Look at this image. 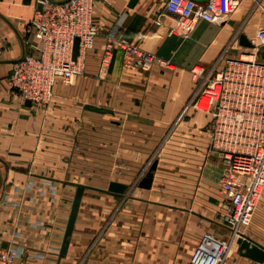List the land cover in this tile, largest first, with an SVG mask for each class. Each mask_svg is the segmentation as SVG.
Segmentation results:
<instances>
[{
    "label": "crops",
    "instance_id": "0c3cea01",
    "mask_svg": "<svg viewBox=\"0 0 264 264\" xmlns=\"http://www.w3.org/2000/svg\"><path fill=\"white\" fill-rule=\"evenodd\" d=\"M39 1L0 0V15L7 20L0 18V199L7 192L20 201L14 187L51 181L55 202L0 207V249H29L14 264H188L203 235L224 237L225 208L222 169L208 152L210 118L190 108L181 117L195 92L191 69L209 68L221 56L230 60L242 50L239 35L253 39L264 15L250 14L252 1L243 0L226 22L200 20L181 38L169 35L174 17L160 0H138L133 8L130 0H93L99 34L81 57L83 75L70 85L55 81L52 99L42 109L27 106L8 82L12 61L30 54L35 44L26 31ZM121 43L169 61L173 71L124 70ZM108 44L110 60L115 51L110 73L100 69ZM155 153L172 156L157 160L151 188L140 189ZM111 182L128 191L123 197L103 193ZM75 185L88 189L66 255L59 259ZM263 191L244 230L262 247ZM36 221L45 230L29 226ZM238 247L232 246L224 264H255ZM52 250L58 255L36 260Z\"/></svg>",
    "mask_w": 264,
    "mask_h": 264
},
{
    "label": "built area",
    "instance_id": "2783aa9c",
    "mask_svg": "<svg viewBox=\"0 0 264 264\" xmlns=\"http://www.w3.org/2000/svg\"><path fill=\"white\" fill-rule=\"evenodd\" d=\"M242 1L160 0L174 17L169 35L181 38H186L200 20L211 24L226 22ZM251 1L250 14L259 11L264 15V0ZM38 4L41 10L35 11L26 31L35 44L31 45L30 54H24L14 64L8 82L23 101L43 109L52 99L55 81L70 85L83 75L81 57L92 48L99 31L92 19L93 0L61 3L41 0ZM75 39L79 41L78 56L73 61ZM249 42L252 48H242L246 52L238 58L227 60L222 56L220 61L226 62L222 68H217L219 61L209 68L191 69L196 90L181 117L190 108L210 118L208 152L222 169L219 191L225 208L220 215L224 237L203 235L188 264H224L232 246L244 237L264 190V62L258 61L260 51L264 53V25L256 29ZM119 47L123 53L122 68L126 71L150 73L156 66L173 71L169 61L126 43ZM111 50L108 44L101 70L108 68ZM12 192L21 195V200H12L6 192L0 199V207L19 210L23 203L33 204L39 199L54 204L56 188L51 181L38 184L28 181L14 187ZM29 226L45 230L39 221ZM13 236L19 234L15 232ZM28 253L29 249L21 246L0 249V264H14ZM46 254L57 256L58 251L37 254L36 260L42 262Z\"/></svg>",
    "mask_w": 264,
    "mask_h": 264
},
{
    "label": "water",
    "instance_id": "95a60500",
    "mask_svg": "<svg viewBox=\"0 0 264 264\" xmlns=\"http://www.w3.org/2000/svg\"><path fill=\"white\" fill-rule=\"evenodd\" d=\"M53 3H61V2H55L53 0H49ZM138 0H130L128 8H133L134 5L137 3ZM197 1V0H195ZM37 10H41V5H38ZM0 18L3 19L4 21H7L4 19L1 15ZM78 44L79 41L78 39L74 40L73 43V48H72V60L75 61L77 56H78ZM238 44L242 48H252L251 43L249 40L244 36V35H239L238 37ZM24 56V55H23ZM18 60L12 61L13 63H18L22 57ZM114 58H115V51L113 52V55L111 57L108 70L107 72L110 73L113 67L114 63ZM1 63V61H0ZM26 105L29 106L30 103L29 101H26ZM95 112L102 113L100 109H91ZM157 167V160H154L152 164L150 165L148 171L145 173L144 177L138 182L137 187L140 189L148 190L151 188L152 181H153V175ZM0 186H1V176H0ZM75 194L73 198V202L71 205L68 221L66 224L65 232H64V237H63V242L59 251V259L63 258L66 255L68 244H69V238L71 237L73 226L76 220V215H77V210L80 205V201L82 198V195L88 187L82 186V185H75ZM128 191V187L126 185L116 183V182H111L109 183L107 189L105 191H102L103 193H106L108 195L114 196V197H123L125 193ZM236 244L239 245L238 247V253L247 259H250L253 261L255 264H264V247L256 244L252 240H250L247 237H241V239H238L236 241Z\"/></svg>",
    "mask_w": 264,
    "mask_h": 264
},
{
    "label": "rangeland",
    "instance_id": "374dc122",
    "mask_svg": "<svg viewBox=\"0 0 264 264\" xmlns=\"http://www.w3.org/2000/svg\"><path fill=\"white\" fill-rule=\"evenodd\" d=\"M41 1V0H40ZM246 52V50L245 49H242V50H240L239 52H236L235 54H231L229 57H228V59H236V58H238L241 54H243V53H245ZM238 53H240V54H238ZM222 58V56L221 57H219L216 61H215V63L214 64H217V62H219L220 61V59ZM258 61L260 62V63H262V62H264V53H262L261 51H260V53L258 54ZM213 64V65H214ZM212 65V66H213ZM226 65V62H219L218 64H217V68H222V67H224ZM211 66V67H212ZM196 67H201V66H196ZM210 67V66H209ZM197 70V69H196ZM194 90H196V85L194 84ZM167 137H168V135H167ZM169 156H172L171 154H169V153H165V154H162V155H160L159 153H155V154H153V155H150V159H149V164H152V162L154 161V160H158V159H161V162L163 161V160H170V158H169ZM160 157V158H159ZM164 162V161H163ZM262 196H264V191H263V194H262ZM258 206V205H257ZM256 210V209H255ZM255 213V212H254ZM253 220H254V215H253V219H252V222H253ZM260 228H262V224L260 223ZM259 228V229H260ZM264 228H262V230H263ZM261 230V231H262ZM264 232V231H263ZM263 232H261V233H263ZM216 235V234H215ZM263 236H264V234H263ZM216 238V237H215Z\"/></svg>",
    "mask_w": 264,
    "mask_h": 264
}]
</instances>
